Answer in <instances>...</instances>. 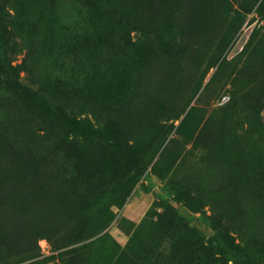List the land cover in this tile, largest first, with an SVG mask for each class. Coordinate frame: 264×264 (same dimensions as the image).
<instances>
[{
    "label": "rangeland",
    "instance_id": "374dc122",
    "mask_svg": "<svg viewBox=\"0 0 264 264\" xmlns=\"http://www.w3.org/2000/svg\"><path fill=\"white\" fill-rule=\"evenodd\" d=\"M0 27L94 127L60 143L0 86V264H264V0H0Z\"/></svg>",
    "mask_w": 264,
    "mask_h": 264
},
{
    "label": "trees",
    "instance_id": "16d2710c",
    "mask_svg": "<svg viewBox=\"0 0 264 264\" xmlns=\"http://www.w3.org/2000/svg\"><path fill=\"white\" fill-rule=\"evenodd\" d=\"M3 28L0 27V34ZM2 40H0L1 42ZM2 48V43L1 47ZM2 52L0 53V58ZM3 56V54H2ZM20 64L15 66L0 63V73L2 74L0 78V86L7 91L9 96H21L22 101L26 100L27 104L37 107L39 105L43 106L48 113L50 120V130L48 131L54 137H57L60 143L64 144L68 139V133L78 132L86 139H89V135L94 133V127L92 125V120L84 112V105H72L71 98L65 97L62 93L57 92L52 95V102L47 99L38 100V94H35L32 87L28 84L27 74L21 76L19 70ZM20 71V72H19ZM26 73V72H25ZM93 113V112H92ZM59 120L61 124L55 125L56 121ZM62 120L67 121L68 124L64 123ZM65 130V131H64ZM129 162L133 160L127 157ZM238 247L237 244H232Z\"/></svg>",
    "mask_w": 264,
    "mask_h": 264
}]
</instances>
